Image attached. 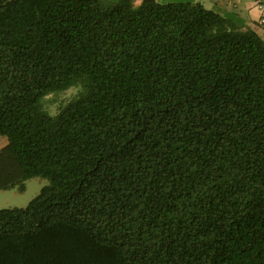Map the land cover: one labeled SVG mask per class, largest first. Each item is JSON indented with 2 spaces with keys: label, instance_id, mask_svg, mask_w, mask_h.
I'll return each mask as SVG.
<instances>
[{
  "label": "trees",
  "instance_id": "obj_1",
  "mask_svg": "<svg viewBox=\"0 0 264 264\" xmlns=\"http://www.w3.org/2000/svg\"><path fill=\"white\" fill-rule=\"evenodd\" d=\"M0 135V264H264V39L201 2L0 0Z\"/></svg>",
  "mask_w": 264,
  "mask_h": 264
},
{
  "label": "rangeland",
  "instance_id": "obj_2",
  "mask_svg": "<svg viewBox=\"0 0 264 264\" xmlns=\"http://www.w3.org/2000/svg\"><path fill=\"white\" fill-rule=\"evenodd\" d=\"M110 2H117L118 0H108ZM161 3H171L178 1H191V0H159ZM79 87H72L67 91L51 94L46 99V108L51 114L55 115L59 112L60 108L70 102L79 92ZM8 138L0 135V150L6 147ZM50 181L43 177H34L27 180L26 190L20 191L18 188L0 191V210L5 208H25L30 202L36 198L42 189L49 185Z\"/></svg>",
  "mask_w": 264,
  "mask_h": 264
},
{
  "label": "crops",
  "instance_id": "obj_3",
  "mask_svg": "<svg viewBox=\"0 0 264 264\" xmlns=\"http://www.w3.org/2000/svg\"><path fill=\"white\" fill-rule=\"evenodd\" d=\"M143 0H134L136 5ZM201 2L208 9H212L224 16L231 17L243 27H251L264 39V25L260 23L262 12L257 6V0H193Z\"/></svg>",
  "mask_w": 264,
  "mask_h": 264
},
{
  "label": "built area",
  "instance_id": "obj_4",
  "mask_svg": "<svg viewBox=\"0 0 264 264\" xmlns=\"http://www.w3.org/2000/svg\"><path fill=\"white\" fill-rule=\"evenodd\" d=\"M257 6L259 10L262 12L260 23L264 25V0H257Z\"/></svg>",
  "mask_w": 264,
  "mask_h": 264
}]
</instances>
